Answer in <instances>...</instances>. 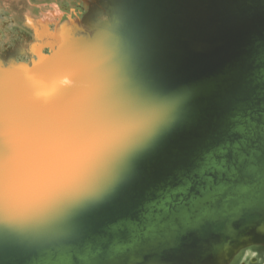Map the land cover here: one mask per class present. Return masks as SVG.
Segmentation results:
<instances>
[{
  "label": "water",
  "instance_id": "95a60500",
  "mask_svg": "<svg viewBox=\"0 0 264 264\" xmlns=\"http://www.w3.org/2000/svg\"><path fill=\"white\" fill-rule=\"evenodd\" d=\"M101 1L105 19H82L92 33L75 37L72 57L0 65V164L11 163L18 131L41 110L100 130L145 105L163 119L113 168L100 195L47 223L0 224L3 264H87L94 253V264H228L242 249L264 246L258 161L199 225L176 231L174 218L156 215L137 236L106 228L177 183L233 111L245 125L264 121V0ZM95 202L83 225L73 224Z\"/></svg>",
  "mask_w": 264,
  "mask_h": 264
},
{
  "label": "clouds",
  "instance_id": "9594fccd",
  "mask_svg": "<svg viewBox=\"0 0 264 264\" xmlns=\"http://www.w3.org/2000/svg\"><path fill=\"white\" fill-rule=\"evenodd\" d=\"M162 119L159 107L145 105L100 130L63 113H33L17 133L11 163L0 164V224L22 230L47 223L100 195L113 168Z\"/></svg>",
  "mask_w": 264,
  "mask_h": 264
},
{
  "label": "snow or ice",
  "instance_id": "6c2138e0",
  "mask_svg": "<svg viewBox=\"0 0 264 264\" xmlns=\"http://www.w3.org/2000/svg\"><path fill=\"white\" fill-rule=\"evenodd\" d=\"M237 115L238 112L233 111L220 124L213 139L199 151L194 163L181 173L177 183L157 189L152 197L139 205L134 215L122 216L106 225L107 231L113 235L127 233L137 236L146 230L149 218L156 215L174 218L176 231L192 228L210 219L220 195L225 190L239 189L251 164L258 161L264 166V136L259 134L264 121L252 117V125H245ZM128 175L119 182L107 185L105 191L108 195L97 198V202L109 197ZM97 202L81 211L73 224L83 225V216ZM95 255L88 256L87 264H94ZM0 264H3L2 253Z\"/></svg>",
  "mask_w": 264,
  "mask_h": 264
},
{
  "label": "flooded vegetation",
  "instance_id": "af4514ba",
  "mask_svg": "<svg viewBox=\"0 0 264 264\" xmlns=\"http://www.w3.org/2000/svg\"><path fill=\"white\" fill-rule=\"evenodd\" d=\"M42 0H0V8L7 9L3 11L4 13L0 16V32L1 35L4 36L0 38V65L4 67H8L11 64L17 63H27L31 64L32 60L36 59V49L42 43L53 41V40H45L40 41L34 37V28L29 27L25 23V20H21L19 15L12 12V6L15 7V4L24 5L31 12L38 9L39 2ZM49 2L55 1L56 7L59 5L62 9V16L66 13V11H73L72 14L79 17L81 21L84 17L89 19L101 20L105 19L104 12L105 9L102 6L101 0H48ZM22 6H18V9H21ZM17 8V7H16ZM64 8V9H63ZM10 19L15 21L14 26L10 27L11 33H4L5 28L8 31L7 26H11L9 24ZM21 22V24L19 23ZM83 22V21H82ZM19 28L26 29L32 33L31 36L27 34L21 33ZM3 32V33H2ZM30 40V41H29ZM25 41V42H24ZM29 41V44H28ZM39 41V42H38ZM34 51V53H33ZM42 52H47L46 48L42 49ZM35 54V55H34ZM256 259V258H253Z\"/></svg>",
  "mask_w": 264,
  "mask_h": 264
},
{
  "label": "rangeland",
  "instance_id": "374dc122",
  "mask_svg": "<svg viewBox=\"0 0 264 264\" xmlns=\"http://www.w3.org/2000/svg\"><path fill=\"white\" fill-rule=\"evenodd\" d=\"M5 1V0H4ZM40 6L38 9L34 11H29L26 6H22L19 3L15 4V7L12 6L11 11L14 13H18V17L21 20H25V23L29 27L34 28V37L37 40L45 41V40H53L42 43L40 46L39 54L48 55L53 52L54 49H57L58 46L62 44L61 36L58 35L63 31H69V35L71 39L77 36H86L87 34L92 33L91 30L79 20V17L72 14V10L66 11V13L62 16V8L58 5L56 7V2H49L48 0H42L38 3ZM18 6H22L21 9H18ZM17 7V8H16ZM64 9V8H63ZM7 10V9H5ZM4 8H0V16ZM29 15V16H28ZM15 21L10 19V25L5 28L4 33H11L12 31L10 27L14 26ZM21 24V22H19ZM73 26V27H72ZM23 29V28H22ZM21 28L17 29L23 34H27L29 36L32 35L31 32ZM39 30H43L44 34L41 35ZM1 33V32H0ZM3 33V32H2ZM41 35V36H40ZM4 37V36H2ZM61 38V39H60ZM63 40V39H62ZM30 41V40H29ZM28 41V44H29ZM25 42V41H24ZM39 42V41H38ZM46 48L47 52H42V49ZM41 52V53H40ZM29 65V64H28ZM31 65V64H30ZM256 258V259H253ZM228 264H264V246L263 245H252L240 250L230 261Z\"/></svg>",
  "mask_w": 264,
  "mask_h": 264
},
{
  "label": "bare ground",
  "instance_id": "6f19581e",
  "mask_svg": "<svg viewBox=\"0 0 264 264\" xmlns=\"http://www.w3.org/2000/svg\"><path fill=\"white\" fill-rule=\"evenodd\" d=\"M29 16V15H28ZM10 23V22H9ZM69 31H63L61 32L60 35L61 38V41H62V44L60 46L57 47V49H54L53 52H52V57H62V58H68V57H72L74 53V49H75V43H76V40H75V37L73 39H71L69 33ZM39 33L41 35L44 34V31L43 30H39ZM40 35V36H41ZM1 33H0V38H1ZM40 48L41 46H39V48L37 47L36 49V54L39 56V58L41 59V56H43V54H39V51H40ZM41 53V52H40ZM56 53V54H55ZM36 55V56H37Z\"/></svg>",
  "mask_w": 264,
  "mask_h": 264
}]
</instances>
